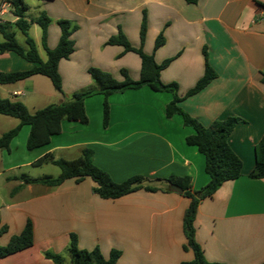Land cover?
Here are the masks:
<instances>
[{
	"label": "crops",
	"instance_id": "crops-1",
	"mask_svg": "<svg viewBox=\"0 0 264 264\" xmlns=\"http://www.w3.org/2000/svg\"><path fill=\"white\" fill-rule=\"evenodd\" d=\"M31 2L38 9L35 15L27 11L28 18L43 10L51 18L48 47L54 48L59 42V19L77 25L71 35L75 49L69 58L59 62L63 93L56 90L61 95L58 103L70 100L76 91L95 86L89 73L91 67L110 72L120 80L125 69L134 80L140 79V55L125 51L122 44L109 43L112 36L122 32L132 46L152 54L157 63L171 59L160 71V79L177 84L182 97L179 106L184 111L204 125L230 116L239 118L230 144L243 161L242 173L201 200L194 221L195 237L209 261L263 263L264 178L252 177L250 173L256 162L255 146L264 136V0ZM6 14L8 18H4ZM4 15L2 19L12 24L17 19L13 9ZM144 16L146 32L142 40ZM13 29L18 37L21 33L16 27ZM160 34L164 42L155 48ZM33 38L45 59L41 28L40 35ZM3 39L0 32V41ZM205 50L217 76L199 92L186 96L205 72ZM33 65L13 51L0 53V71L27 70ZM43 76L47 77L34 74L0 84V95L27 105L29 94L41 91L46 83ZM172 99L171 92L156 91L148 85L115 92L108 98L110 119L104 126V95L96 93L85 98L88 123L63 119L61 132L37 148L34 160L13 164L7 161L15 153L19 133L9 149H1L0 181L19 183L13 195L0 198V246L20 234L28 219L33 223L34 241L27 248L0 256V264H57L45 252L64 257L65 252L69 253L72 233L81 249L99 247L106 258L114 249L121 251L116 264H181L193 260V250L184 247V214L191 199L160 179L188 176L191 191H196L208 184L210 176L205 170L204 154L186 142V137L195 133L194 128L185 124L181 114L166 115V106ZM0 123L8 124L7 129H0L1 136L19 125L20 120L0 114ZM20 130L27 138L30 125H23ZM84 148L93 150V162L117 182L142 175L148 184L169 190L141 188L106 199L93 191L96 183L90 177L80 182L69 178L58 186H49L5 175L49 152L56 158L64 153L66 159H76ZM24 183L30 194L27 197L16 193Z\"/></svg>",
	"mask_w": 264,
	"mask_h": 264
},
{
	"label": "trees",
	"instance_id": "trees-1",
	"mask_svg": "<svg viewBox=\"0 0 264 264\" xmlns=\"http://www.w3.org/2000/svg\"><path fill=\"white\" fill-rule=\"evenodd\" d=\"M13 6V13L17 19L12 24L9 21L0 22V32L3 40L0 41V53L13 51L34 65L27 70L0 71V84L17 82L34 74H42L50 78L54 88L63 93L62 77L59 72V62L63 58H69L75 49V41L71 37L77 25L68 19H59L58 24L61 28V36L56 47L50 48L47 45V30L51 18L46 11H41L38 15L28 18L26 12L30 5L24 0H10ZM189 3H196L197 0H186ZM37 23L41 28V43L46 52V58L43 59L38 45L30 35V27ZM14 27L24 36L25 44H22ZM146 32V17L144 16L141 27V39L144 40ZM164 42L163 35L160 34L156 40L155 48ZM109 43H118L124 45L125 51H134L141 57V77L134 80L124 69L122 80L116 78L110 72H106L96 67L89 68V73L95 83L94 87L76 91L72 94L70 100L60 103H51L35 111L20 100H12L0 95V114L10 115L20 120L16 127L4 132L0 136V150L9 149L11 140L19 133L23 125H30V133L27 139V148L29 150L48 144L51 137L61 132L62 120H75L81 123H88L89 118L85 110V98L96 93L104 95L103 103V124L107 126L110 119L109 96L115 92H123L127 89H137L143 85H148L156 91H168L173 94V99L166 106V115L171 117L174 114H181L186 125L192 126L195 133L186 137L189 145H194L205 156V170L210 176L207 185L200 190L191 191V178L188 176L171 175L168 178H162L161 181L169 184H175L181 187L184 194L190 197L191 201L184 214V232L187 238L185 248H191L194 252V259L184 261L181 264H226L221 262L209 261L204 254L201 245L195 237L194 221L197 215L198 206L206 197H211L219 187L227 180L236 179L242 173L243 161L234 151L230 144V135L239 121L238 117L230 116L225 119H217L210 125H204L195 117L184 111L179 102L182 97L177 92L176 83H164L160 79V71L171 61L167 59L161 64L157 63L152 54H147L141 47L132 46L122 32L112 36ZM205 72L191 88L186 96L193 95L202 90L213 78L217 72L209 64L207 52ZM256 162L255 167L250 173L252 177L264 178V136L255 146ZM46 162H52L61 168V173L54 177L44 175L40 178H33L26 174L21 175V179L26 183H41L49 186H58L66 179L75 178L77 182L85 177H90L96 184L93 191L102 198L115 199L138 189L145 188L149 191L169 190L152 184H148V179L142 175H135L123 182L115 181L112 176L93 162V150L84 148L81 155L73 160L62 157L56 158L49 152L32 162V165H42ZM4 229V227L2 228ZM34 233L33 223L27 220L20 234L12 236L8 244L0 246V256H6L27 248L33 244ZM71 255V264H116L121 255V251L112 250L108 258L104 257L99 247L91 250L81 249L77 245V236L72 233L68 246ZM45 256L52 259L57 264H63L64 257L52 251H46ZM261 264H264L261 263Z\"/></svg>",
	"mask_w": 264,
	"mask_h": 264
},
{
	"label": "rangeland",
	"instance_id": "rangeland-1",
	"mask_svg": "<svg viewBox=\"0 0 264 264\" xmlns=\"http://www.w3.org/2000/svg\"><path fill=\"white\" fill-rule=\"evenodd\" d=\"M27 3L31 6V8L28 10V13L32 15L37 14L38 6L33 2H31V0H27ZM8 17H9L8 14L4 15V18H8ZM30 35L33 37L35 35L37 37L40 35V26L38 24H33L31 26ZM18 39L21 43H23L24 36L22 34H19ZM42 54L44 57L46 56L44 51L42 52ZM41 78H43L46 82L42 84L41 91L30 93L29 97L27 98V101L29 102V104L27 105L31 110L40 109L46 105H49L51 103H58L60 101L59 99L61 95H58V93L56 94V89L52 85L50 79L44 76ZM0 124H2V126H0V129H4V130L7 129L8 127L7 123H0ZM22 132L21 130L19 132L20 135L17 139V148L15 150V153L7 157V161L9 163L12 164L24 163L30 160H34L37 155V152H39V149L37 148L32 150H29L27 148L28 137L26 138L25 133ZM58 155H62V156H58L57 158L62 157L66 159L67 157L66 154L64 153H59ZM60 173H61V168L58 165L52 162H46L43 163L42 165H32V163L22 164L19 165L16 169L6 172L5 175H11V176L16 175L18 179H20L22 174H26L33 178H40L43 177L44 175H52L56 177ZM1 178L3 177H0V180ZM18 183L19 182L16 180L6 181L5 179H3V182L0 181V198L1 197L9 198L10 194L13 195L15 186H17ZM16 193L17 195H21L22 197H27L30 195L28 190L26 189L25 183L23 184L22 189H18ZM70 263H71V255L65 252L63 264H70Z\"/></svg>",
	"mask_w": 264,
	"mask_h": 264
},
{
	"label": "built area",
	"instance_id": "built-area-1",
	"mask_svg": "<svg viewBox=\"0 0 264 264\" xmlns=\"http://www.w3.org/2000/svg\"><path fill=\"white\" fill-rule=\"evenodd\" d=\"M13 9L12 3L10 0H0V22L4 21L2 16L10 12Z\"/></svg>",
	"mask_w": 264,
	"mask_h": 264
},
{
	"label": "water",
	"instance_id": "water-1",
	"mask_svg": "<svg viewBox=\"0 0 264 264\" xmlns=\"http://www.w3.org/2000/svg\"><path fill=\"white\" fill-rule=\"evenodd\" d=\"M172 188L178 192H183V189L175 184H172Z\"/></svg>",
	"mask_w": 264,
	"mask_h": 264
}]
</instances>
